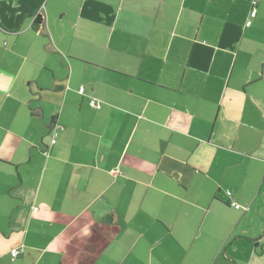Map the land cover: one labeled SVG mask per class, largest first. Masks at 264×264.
<instances>
[{
	"label": "crops",
	"instance_id": "crops-1",
	"mask_svg": "<svg viewBox=\"0 0 264 264\" xmlns=\"http://www.w3.org/2000/svg\"><path fill=\"white\" fill-rule=\"evenodd\" d=\"M0 264H264V0H0Z\"/></svg>",
	"mask_w": 264,
	"mask_h": 264
},
{
	"label": "built area",
	"instance_id": "built-area-1",
	"mask_svg": "<svg viewBox=\"0 0 264 264\" xmlns=\"http://www.w3.org/2000/svg\"><path fill=\"white\" fill-rule=\"evenodd\" d=\"M255 15V10H252L251 13H250V16L253 17ZM249 22H246V26H249ZM83 87H80L79 88V93H83ZM89 104L92 106V107H96V108H99V103L94 100V99H89ZM62 127L58 124H54L53 127H52V138H51V145H53L55 142H56V137L58 135V132L59 130L61 129ZM43 154L45 156H48V153L46 151L43 152ZM226 196L228 198V204L235 207V208H239V206L237 204H235V202L233 201L232 199V195L229 191H226ZM20 250L19 249H12L10 251V255H11V258L14 259L18 254H19Z\"/></svg>",
	"mask_w": 264,
	"mask_h": 264
},
{
	"label": "trees",
	"instance_id": "trees-1",
	"mask_svg": "<svg viewBox=\"0 0 264 264\" xmlns=\"http://www.w3.org/2000/svg\"><path fill=\"white\" fill-rule=\"evenodd\" d=\"M250 13H251V12H250ZM250 17H251V16H250ZM35 18H36L35 21H36L37 23H40V22H41V18H40L38 15H36ZM246 22H249V23H250V20H247ZM249 25H250V24H249ZM245 26H246V23H245ZM246 27H247V26H246ZM95 108H96V107H95ZM10 256H11V255H10ZM11 259H12V258H11ZM14 259H15V258H14Z\"/></svg>",
	"mask_w": 264,
	"mask_h": 264
}]
</instances>
